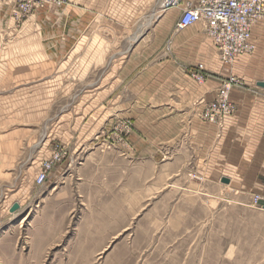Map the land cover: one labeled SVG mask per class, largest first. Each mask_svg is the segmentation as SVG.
<instances>
[{"label":"crops","instance_id":"0c3cea01","mask_svg":"<svg viewBox=\"0 0 264 264\" xmlns=\"http://www.w3.org/2000/svg\"><path fill=\"white\" fill-rule=\"evenodd\" d=\"M162 1L69 0L36 10L20 42L39 51L22 64L15 52L3 58L1 47L17 28L11 11L0 7V214L14 204L10 194L21 191V175L32 172L28 162L43 155L35 150L54 139L73 141L80 172L127 165L114 152L87 150L117 115L136 117L131 142L139 158L157 162L169 154L179 163L185 156L211 178L264 189V21L252 28L256 50L230 70L247 85L234 90L237 111L220 128L198 114L216 97L227 69L202 25L177 31L181 10L160 12ZM197 64L207 69L202 83L190 75Z\"/></svg>","mask_w":264,"mask_h":264},{"label":"rangeland","instance_id":"374dc122","mask_svg":"<svg viewBox=\"0 0 264 264\" xmlns=\"http://www.w3.org/2000/svg\"><path fill=\"white\" fill-rule=\"evenodd\" d=\"M21 29L1 47L3 58L15 52L17 64L39 51L35 43L20 42ZM117 116L87 150L114 152L127 165L80 172L79 153L69 147L73 141L54 139L46 150H35L43 155L28 162L32 172H18L21 191L10 194L15 202L0 214V264H264V207L251 200L264 189L211 178L185 156L179 163L169 154L157 162L139 158L131 142L136 117ZM128 121L133 127L124 138L130 148L115 136ZM45 136L40 133L39 145ZM55 150L66 158L48 183L38 185L43 162Z\"/></svg>","mask_w":264,"mask_h":264},{"label":"built area","instance_id":"2783aa9c","mask_svg":"<svg viewBox=\"0 0 264 264\" xmlns=\"http://www.w3.org/2000/svg\"><path fill=\"white\" fill-rule=\"evenodd\" d=\"M67 0H0V7L11 11L12 20L23 24L36 10L46 7L61 8ZM180 9L181 15L176 30L181 31L194 24H201L206 37L216 47L219 60L230 68L238 57L251 54L255 50L252 41V27L264 20V0H163L160 12L168 9ZM229 71V70H228ZM207 69L204 64H197L190 72L191 77L199 83L206 80ZM243 77L230 73L216 90L214 100L205 102L204 110L198 114L201 121L224 127L227 118L235 115L237 107L233 101L234 90L246 87ZM191 124V120L188 121ZM131 122L121 124V133L115 136L127 148H130L125 134L132 131ZM125 137V138H124ZM66 158V153L55 150L49 159L43 162L37 177L38 185L49 179ZM253 205L264 207V194L252 193Z\"/></svg>","mask_w":264,"mask_h":264},{"label":"bare ground","instance_id":"6f19581e","mask_svg":"<svg viewBox=\"0 0 264 264\" xmlns=\"http://www.w3.org/2000/svg\"><path fill=\"white\" fill-rule=\"evenodd\" d=\"M168 10H169V9H168ZM166 11H167V10H166ZM164 12H165V11H164ZM263 21H264V20H263ZM263 21H261V22H263ZM13 22H14V21H13ZM25 23H26V22H24V23L21 25V24H17V23L14 22V26H15L16 28H17V27H19V28H23L24 25H25ZM258 23H259V22H258ZM256 24H257V23H256ZM252 28H253V27H252ZM251 38H252V36H251ZM252 41H253V39H252ZM253 43L255 44L254 41H253ZM255 50H256V44H255ZM255 50H254V51H255ZM254 51H253V52H254ZM253 52H252V53H253ZM246 55H248V54H246ZM238 58H239V57H238ZM238 58H237V59H238ZM237 59H236V60H237ZM236 60H235V61H236ZM234 63H235V62H234ZM234 63H233V64H234ZM232 66H233V65H232Z\"/></svg>","mask_w":264,"mask_h":264},{"label":"water","instance_id":"95a60500","mask_svg":"<svg viewBox=\"0 0 264 264\" xmlns=\"http://www.w3.org/2000/svg\"><path fill=\"white\" fill-rule=\"evenodd\" d=\"M263 84V83H262ZM224 182H229L228 179H223ZM17 207H18V204H15L13 207H12V211H15L17 210Z\"/></svg>","mask_w":264,"mask_h":264}]
</instances>
